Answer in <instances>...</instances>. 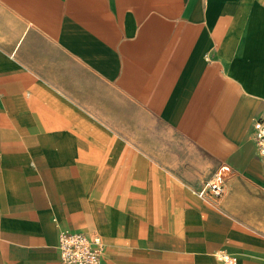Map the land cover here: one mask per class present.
Instances as JSON below:
<instances>
[{
	"label": "crops",
	"instance_id": "obj_1",
	"mask_svg": "<svg viewBox=\"0 0 264 264\" xmlns=\"http://www.w3.org/2000/svg\"><path fill=\"white\" fill-rule=\"evenodd\" d=\"M263 111L264 0H0V264H264Z\"/></svg>",
	"mask_w": 264,
	"mask_h": 264
},
{
	"label": "built area",
	"instance_id": "obj_2",
	"mask_svg": "<svg viewBox=\"0 0 264 264\" xmlns=\"http://www.w3.org/2000/svg\"><path fill=\"white\" fill-rule=\"evenodd\" d=\"M252 138L256 145V154L261 159L264 171V111L253 120ZM231 171L228 164H222L198 190L201 196L211 193L221 195L225 191L227 176ZM57 247L64 262L75 264H101L103 242L99 234L89 235L83 231L61 229ZM227 264H234L233 257L221 253Z\"/></svg>",
	"mask_w": 264,
	"mask_h": 264
}]
</instances>
